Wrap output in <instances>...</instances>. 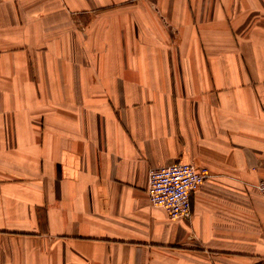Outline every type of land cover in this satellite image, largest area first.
Returning <instances> with one entry per match:
<instances>
[{
  "label": "crops",
  "instance_id": "1",
  "mask_svg": "<svg viewBox=\"0 0 264 264\" xmlns=\"http://www.w3.org/2000/svg\"><path fill=\"white\" fill-rule=\"evenodd\" d=\"M263 178L264 0H0V264H264Z\"/></svg>",
  "mask_w": 264,
  "mask_h": 264
},
{
  "label": "built area",
  "instance_id": "2",
  "mask_svg": "<svg viewBox=\"0 0 264 264\" xmlns=\"http://www.w3.org/2000/svg\"><path fill=\"white\" fill-rule=\"evenodd\" d=\"M206 166L175 162L149 170L148 200L173 219L191 216V195L209 177ZM264 196V178L257 183Z\"/></svg>",
  "mask_w": 264,
  "mask_h": 264
}]
</instances>
